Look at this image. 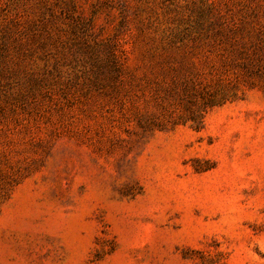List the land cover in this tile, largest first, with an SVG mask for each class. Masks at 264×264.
I'll return each mask as SVG.
<instances>
[{
  "label": "rangeland",
  "instance_id": "obj_1",
  "mask_svg": "<svg viewBox=\"0 0 264 264\" xmlns=\"http://www.w3.org/2000/svg\"><path fill=\"white\" fill-rule=\"evenodd\" d=\"M0 264H264V0H0Z\"/></svg>",
  "mask_w": 264,
  "mask_h": 264
}]
</instances>
